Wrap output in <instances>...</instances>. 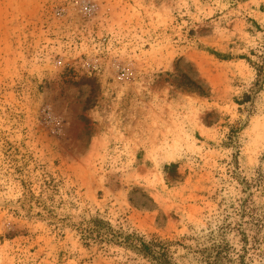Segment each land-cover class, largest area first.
Wrapping results in <instances>:
<instances>
[{
	"label": "rangeland",
	"instance_id": "obj_1",
	"mask_svg": "<svg viewBox=\"0 0 264 264\" xmlns=\"http://www.w3.org/2000/svg\"><path fill=\"white\" fill-rule=\"evenodd\" d=\"M93 219L264 264V0H0V264H152Z\"/></svg>",
	"mask_w": 264,
	"mask_h": 264
},
{
	"label": "trees",
	"instance_id": "obj_2",
	"mask_svg": "<svg viewBox=\"0 0 264 264\" xmlns=\"http://www.w3.org/2000/svg\"><path fill=\"white\" fill-rule=\"evenodd\" d=\"M91 232H94L97 235H104L106 236V241L114 242L113 239H115V243L121 246L129 247L135 251H137L138 254L148 259L152 264H173L171 260L167 256V252L163 248H159L160 246L155 245H149L144 243L140 238H137L133 235H123L120 233H115L111 230L109 225L104 224L102 221L98 219H93L91 221ZM244 233H241V241H244L245 236ZM111 237V238H109ZM154 247V248H153ZM213 247L215 249H220V245H216L215 242L213 243ZM219 256V251L215 250V257L217 258ZM240 264H247L244 262V257L239 255ZM209 264H219V262H211Z\"/></svg>",
	"mask_w": 264,
	"mask_h": 264
}]
</instances>
